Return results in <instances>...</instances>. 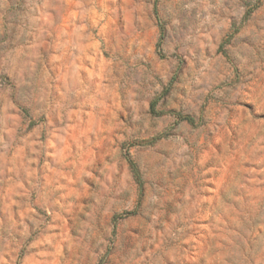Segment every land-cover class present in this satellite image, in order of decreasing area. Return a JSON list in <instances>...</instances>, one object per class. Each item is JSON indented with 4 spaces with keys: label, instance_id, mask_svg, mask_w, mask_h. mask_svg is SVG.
<instances>
[{
    "label": "rangeland",
    "instance_id": "obj_1",
    "mask_svg": "<svg viewBox=\"0 0 264 264\" xmlns=\"http://www.w3.org/2000/svg\"><path fill=\"white\" fill-rule=\"evenodd\" d=\"M0 264H264V0H0Z\"/></svg>",
    "mask_w": 264,
    "mask_h": 264
}]
</instances>
